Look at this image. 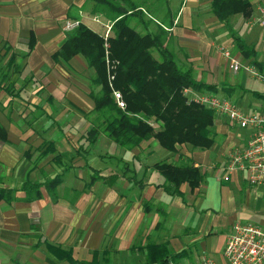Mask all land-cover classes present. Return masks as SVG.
<instances>
[{
	"label": "crops",
	"instance_id": "1",
	"mask_svg": "<svg viewBox=\"0 0 264 264\" xmlns=\"http://www.w3.org/2000/svg\"><path fill=\"white\" fill-rule=\"evenodd\" d=\"M134 1L145 12L143 18L152 19L146 29L133 17L131 24L138 31L163 35V46L170 49L177 63L190 68L196 80L214 85L215 93L232 100L239 110L264 112V80L256 83L262 88H253L246 75L257 78L244 68L252 65L264 76V68L260 70L252 63L264 62V26L256 20L259 9L264 8V0H251V15L247 18L234 15L228 24L211 12L210 0ZM92 5V0H0V78L13 88L12 92L0 90V127L6 137V142L0 140V188L18 189L26 180L61 176L56 189L49 192L41 188L42 196L34 202H26L22 192L16 193L12 203L0 201V264H64L49 246L69 249L78 261L90 262L94 251L103 256L105 251L101 248L105 247V241L111 247L116 244L117 249H125L139 229L147 238L151 230L162 222L166 224V218L174 215V211L176 215L171 222L192 232L186 237L191 245L195 231L179 221L182 207L190 202L186 196L196 202L198 197L214 196L221 182L233 181L235 177L246 181L241 173L230 176L229 181L218 179L225 173L227 154L235 147H244L251 135L250 131L237 130L218 116H214L210 128L215 141L211 149L182 145L169 152L167 162L181 165L192 162L203 175L195 190L182 184L180 196L165 191L163 177L152 169L158 162L152 153L160 147L155 140L126 151L100 136L89 154L78 153L70 159L62 155L66 150L61 145L64 141L76 150L84 133L91 129L86 118L94 107L90 93L99 87L92 84L94 70L81 55L64 60L53 54L67 37L63 28L66 20L78 19L102 35L106 26L112 25L110 18L92 12ZM101 19L104 32L96 29ZM230 29L246 47L254 50L253 57L243 56ZM31 34L35 42L29 50ZM221 46L227 47L241 62L237 72L230 69ZM4 71L9 74L7 77L1 75ZM239 72L243 76L237 83L234 74L237 76ZM248 93L261 97L263 103L248 99ZM47 142L52 144L48 148L51 154L40 156ZM102 144L115 145L117 155L112 153L100 159L117 161L122 169L118 165L102 169L90 165L87 156ZM57 155L61 160H53ZM62 161L67 166L57 173L55 165H62ZM94 171L100 177L90 184ZM8 179L15 185H7ZM228 193L231 192L227 196ZM210 233L205 231L208 236ZM180 247L177 251L183 245Z\"/></svg>",
	"mask_w": 264,
	"mask_h": 264
},
{
	"label": "trees",
	"instance_id": "2",
	"mask_svg": "<svg viewBox=\"0 0 264 264\" xmlns=\"http://www.w3.org/2000/svg\"><path fill=\"white\" fill-rule=\"evenodd\" d=\"M91 11L101 13L113 20L110 33L104 35L92 30L84 23L69 31L61 48L53 54L55 58L69 60L81 55L88 66L93 68L92 84L99 87L90 97L94 107L86 118L91 129L82 136L78 153L89 154L100 136H104L122 149L133 150L143 143L155 140L168 152H174L177 146L188 145L192 149L209 150L215 141L210 131L214 123V113L193 102L184 95V88L216 92L214 85L196 80L190 68L177 63L174 54L163 46L164 36L151 31L141 33L131 24L133 17L148 28L151 18L145 20L144 11L134 0H92ZM211 12L219 21L228 24L230 17L240 14L247 18L252 13L251 0H210ZM231 30L238 48L245 58L254 56V50L246 47L243 41ZM35 42L34 34L28 40L29 50ZM105 42L108 46H105ZM156 53V54H155ZM260 70L264 62L253 60ZM3 76L9 74L4 71ZM0 78V90L12 92L10 85L3 84ZM121 93L125 109H120L114 99L113 91ZM0 140L6 142L5 132L0 127ZM47 142L40 150V156L51 154ZM61 160L57 155L53 160ZM164 179L165 191L180 196L179 187L187 184L191 190L197 189L203 175L192 162L181 165L158 161L152 165ZM90 184L99 179L94 171ZM61 176L44 177L41 181L26 180L18 189L0 188V201L12 203L17 192L25 193L26 202L41 198V188L47 191L56 189ZM168 186L173 188L168 189ZM159 187V186H157ZM146 210V208H145ZM158 225V224H157ZM156 225V227H157ZM51 253L65 264H109L105 252L102 257L98 251L92 254L90 262L78 261L69 249L49 246ZM145 249V264H170L187 257L190 248L170 251L167 242L148 241Z\"/></svg>",
	"mask_w": 264,
	"mask_h": 264
},
{
	"label": "rangeland",
	"instance_id": "3",
	"mask_svg": "<svg viewBox=\"0 0 264 264\" xmlns=\"http://www.w3.org/2000/svg\"><path fill=\"white\" fill-rule=\"evenodd\" d=\"M102 21L101 19V22L96 24V29L100 32H104V27L101 25ZM234 75L237 78V83L241 82L243 73L239 72L237 76L236 74ZM246 78L253 82V88H262V85L256 84L259 83L257 81L260 80L254 79L250 75H246ZM246 96L248 99L256 100L259 104L263 103L261 97L252 93H248ZM251 112L252 111H250V113ZM44 122L45 124L47 123L46 120ZM61 145L66 148V150H63L62 155L67 157V159H70L71 155L76 156L78 154V148L75 150L70 144H67V142L64 141ZM115 145L102 144L98 146L96 148L97 151L94 150L93 153L87 156L90 165L92 164V166L97 169H102L104 167L117 168L119 162L109 158L100 159V156L113 155L112 153H115L117 149ZM118 148L121 147L118 146ZM113 149H115L114 152ZM157 150L158 151L152 153V156L157 159L156 161H167V158L170 156L169 152L160 147H157ZM114 155L117 154L115 153ZM100 161H105L106 163ZM66 166V162L62 161V165L56 164L54 169L57 173H61ZM118 168L122 169L119 165ZM91 174L93 175L94 173L92 172ZM110 180H113V178L109 179V181ZM6 183L7 185L9 183L11 186L15 185V182H12L11 179L6 180ZM220 185H222V187ZM223 188H227L228 191L231 192L228 193L229 196H227L228 191ZM216 190L214 196L200 199L198 197L196 202L192 200L193 198L191 199L186 196V201L189 200L190 202H185L187 203L186 207H182L179 221L182 225H186L185 227H191V229L195 231L193 234V244L188 245L189 242L186 238L192 235V232L188 228H183L181 230L179 226H175L174 223L171 222L176 215L174 211V215L170 213L172 216L166 218V224L162 222L158 228L151 230L147 238L141 235L142 229H139L134 239L125 249H117L116 244L111 247V244L107 245L105 241V247H102L101 250L107 253L109 264H145L147 254L145 246L148 241L155 243L168 241L167 243L169 244L170 251H177L181 248V244L183 248L191 249L187 257L170 264H196L204 254L213 258L216 264H227L223 257L224 237L231 231L234 224L249 223L264 228V186H250L246 181H241L235 177L233 181L221 182ZM175 200L174 198V201ZM208 230L211 231L209 236L205 234V231ZM169 242L176 246L177 250L173 246H170ZM104 248H108L109 250ZM103 251H101V254Z\"/></svg>",
	"mask_w": 264,
	"mask_h": 264
},
{
	"label": "built area",
	"instance_id": "4",
	"mask_svg": "<svg viewBox=\"0 0 264 264\" xmlns=\"http://www.w3.org/2000/svg\"><path fill=\"white\" fill-rule=\"evenodd\" d=\"M260 16L256 18L259 24L264 26V8L259 9ZM80 24L78 19L66 20L64 30L69 32ZM111 26L107 25L104 33L105 40L110 33ZM105 46L108 44L105 42ZM220 51L227 59L233 72L241 67V62L235 58L230 50L221 46ZM246 71L257 79L264 80L256 67L247 65ZM184 95L203 108L210 110L214 116L228 120L231 126L237 130L250 131L251 135L247 144L233 148L228 154V162L224 168V174L219 180L229 181L230 176L236 173L244 174L246 182L250 186L264 185V112L246 113L239 110L229 98L219 96L213 91H195L184 88ZM114 99L120 109H125V103L119 91H113ZM223 257L227 264H264V228L249 223H236L226 237ZM198 264H216L206 255L200 258Z\"/></svg>",
	"mask_w": 264,
	"mask_h": 264
}]
</instances>
